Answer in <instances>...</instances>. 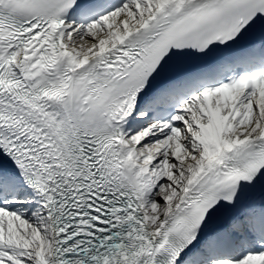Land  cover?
I'll use <instances>...</instances> for the list:
<instances>
[{
  "label": "snow or ice",
  "instance_id": "snow-or-ice-1",
  "mask_svg": "<svg viewBox=\"0 0 264 264\" xmlns=\"http://www.w3.org/2000/svg\"><path fill=\"white\" fill-rule=\"evenodd\" d=\"M0 264H264V0H0Z\"/></svg>",
  "mask_w": 264,
  "mask_h": 264
}]
</instances>
